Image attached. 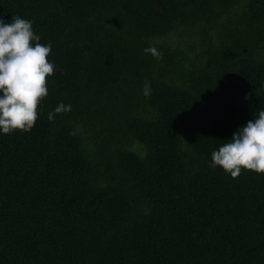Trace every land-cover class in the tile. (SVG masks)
Instances as JSON below:
<instances>
[{"label":"trees","instance_id":"trees-1","mask_svg":"<svg viewBox=\"0 0 264 264\" xmlns=\"http://www.w3.org/2000/svg\"><path fill=\"white\" fill-rule=\"evenodd\" d=\"M14 15L57 67L34 127L0 134V264H264V174L210 167L264 108V0H0Z\"/></svg>","mask_w":264,"mask_h":264},{"label":"clouds","instance_id":"clouds-1","mask_svg":"<svg viewBox=\"0 0 264 264\" xmlns=\"http://www.w3.org/2000/svg\"><path fill=\"white\" fill-rule=\"evenodd\" d=\"M33 24L20 15H14L11 22L0 18V134L30 131L34 127L40 115L38 105L49 93L47 77L57 67L54 60H49L52 43H41ZM143 51L163 59L155 46ZM151 94V81H145L143 95ZM246 99L251 100V95L246 94ZM70 110V104L61 102L48 113V118ZM254 117L212 151L211 168L220 166L233 178L241 175L242 169L264 174V108L257 109Z\"/></svg>","mask_w":264,"mask_h":264}]
</instances>
